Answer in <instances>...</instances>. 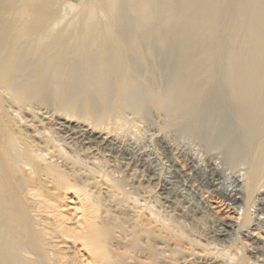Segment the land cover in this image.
Masks as SVG:
<instances>
[{"label": "rangeland", "instance_id": "rangeland-1", "mask_svg": "<svg viewBox=\"0 0 264 264\" xmlns=\"http://www.w3.org/2000/svg\"><path fill=\"white\" fill-rule=\"evenodd\" d=\"M47 1L33 0L29 4L31 0H11L10 6L0 7V24L5 26L3 43L18 49L17 64L27 63L24 71L30 75L21 80L19 96L0 86V146L5 147L0 148V188H6L9 202L25 215L15 210V216H23L31 229L36 220L45 217L69 230L93 215L94 225L103 231L112 264H264V188L246 204L244 186L256 167L264 173V132L241 149L242 160L231 164L224 143L241 137L232 125L228 131L213 126L206 132L204 128L206 138L202 133H187L151 103L139 112L124 109L119 96L122 86L116 83L107 107L91 112L84 109L77 102L97 99L89 88L105 73L104 69L93 68L91 61L82 60L90 27L112 30L108 32L112 41L125 35L117 32L114 23L128 25L134 18L122 16L126 0H115L112 8L104 7L102 0ZM27 3L38 9L45 4L41 6L45 9L41 30L31 29L39 18L30 22L32 18L24 9ZM87 4L95 8L97 16L86 26L81 13ZM27 19H31L30 24H26ZM47 36L49 39H45ZM54 38H59L61 54L49 61L46 78L36 85V90L50 92L30 95L26 84L44 75L46 58L56 52L42 56L35 45L43 39L41 45L45 46ZM107 52L98 54L94 61L105 60ZM109 57V65H113ZM67 60L70 63L62 76H49L57 63ZM84 66L88 70L81 72ZM72 68L78 72L69 77ZM147 71L143 74L148 91L134 92L130 99L150 95L162 98L167 78L163 67L157 65ZM190 74L188 69L183 72L187 78ZM47 77L57 82L52 86ZM130 86L134 88L135 83ZM12 160L18 161L14 166L18 170L9 165ZM27 162L56 166L67 181L62 185L43 171L33 174ZM213 165L218 167L216 171ZM231 178L240 180L238 202H230L211 188L213 183L227 185ZM27 188L32 190L31 195L40 197L25 194ZM79 189L86 193H79ZM88 204H94L95 213ZM64 241L74 243L76 251L72 255L63 251V264L69 258L71 264H103L72 238L65 237Z\"/></svg>", "mask_w": 264, "mask_h": 264}, {"label": "bare ground", "instance_id": "bare-ground-1", "mask_svg": "<svg viewBox=\"0 0 264 264\" xmlns=\"http://www.w3.org/2000/svg\"><path fill=\"white\" fill-rule=\"evenodd\" d=\"M10 1L0 0V7L10 6L11 4H8ZM32 1L28 0L29 4L33 3ZM102 2L104 7L108 8H112L115 4V0H102ZM44 3L41 6L44 7ZM91 4H87L82 10L84 25L91 24L90 22H93L97 16ZM33 6L34 4L27 3L24 9L27 16L32 18L27 21L32 22L33 19L39 18L36 23L33 21L35 24L30 25L31 29L36 27L38 29L42 26L40 21L45 9L42 10L43 7L40 5L41 10ZM113 11L109 13L112 14ZM50 14L53 13H49V16ZM123 15L134 20L128 25L115 22L113 26L117 32H125V35L112 41L109 37L111 33H108L112 30L89 26L91 36L84 47L82 60L95 62L94 60H98V54L104 51H108L106 56L108 58L98 61L99 63L90 62L93 68L99 67L105 70L101 79L89 88V93L96 95L97 99L94 102L86 99L77 103L90 112L107 107V98L111 94L113 83H116L122 86L119 96L124 109L135 108L139 112L151 103L156 111L163 113L170 121L181 124L187 133L203 134L204 128L206 132H211L213 126L228 131L232 125L233 129L240 131L241 137L227 143L223 142L231 164L236 163L240 158L242 160L241 149L263 136L264 132V0H126L122 8ZM26 24H30L29 21ZM4 29V24H0V86L5 92L19 96L23 88L21 80L28 79L30 75L24 71L27 63L24 66L17 64L20 61L18 49L15 50L14 45L8 46L3 43ZM49 34L51 37V31ZM45 39H49L48 36ZM58 39H51L45 46L41 45L43 39L36 43L35 46L37 49L40 48L42 56L56 52L53 57L46 58L44 75L26 84L30 95L49 94V89L38 91L36 85L41 78H46L49 61L51 62L52 58L56 60L55 58L61 54L62 47ZM109 56L114 61L112 66L109 65ZM68 62L70 63L68 60L61 64L57 63L51 69L49 76L55 74L62 76L64 68L69 65ZM157 65L163 67L167 77L162 98L150 95L138 100L130 99L134 92L145 94L148 91L149 87L144 83L147 77L143 73L148 74L147 70ZM82 69L81 72H85L88 67L84 66ZM185 69L191 72L188 78L183 76ZM77 72L72 68L67 75L70 77ZM140 75L143 76V81ZM46 80L52 86L57 82H51L48 77ZM131 83H135L134 88L130 86ZM202 136L206 138L204 134ZM17 162L12 160L9 165L16 167L19 164ZM28 165L33 174L43 171L48 178L62 185L67 181L65 173L60 172L56 166L41 165L36 162ZM212 168L216 171L218 167L213 165ZM231 180L227 185L220 186L213 183L211 188L230 202H238L242 193L240 180L234 178ZM244 186L247 193L246 204H248L251 198L264 188V173H260L256 167L248 175ZM31 191L27 188L25 194L31 195ZM6 192V188H0V264H37V260L41 264H63L60 254L67 251L72 255L76 251L74 243L69 244L64 241L65 237L80 243L92 259L101 263L104 261L103 264H112L108 261L103 231L94 225L93 215L84 218L79 227L69 230L59 227L58 221L51 223L47 218L41 217L33 223L31 229L23 220L25 216L23 211L9 202ZM78 192L86 193L84 189ZM84 195L87 197L86 194ZM31 196L40 197L39 194ZM87 206L92 214L95 213L94 204ZM15 210L17 213L20 211L23 216L17 218ZM71 259L69 258L65 264H71Z\"/></svg>", "mask_w": 264, "mask_h": 264}]
</instances>
